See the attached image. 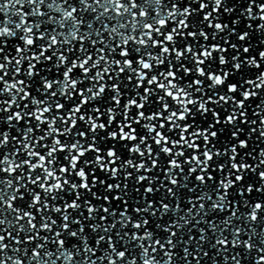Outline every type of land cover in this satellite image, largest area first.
<instances>
[{"label": "snow or ice", "instance_id": "obj_1", "mask_svg": "<svg viewBox=\"0 0 264 264\" xmlns=\"http://www.w3.org/2000/svg\"><path fill=\"white\" fill-rule=\"evenodd\" d=\"M76 2L0 0V264H264V0Z\"/></svg>", "mask_w": 264, "mask_h": 264}, {"label": "water", "instance_id": "obj_2", "mask_svg": "<svg viewBox=\"0 0 264 264\" xmlns=\"http://www.w3.org/2000/svg\"><path fill=\"white\" fill-rule=\"evenodd\" d=\"M69 2L70 3H74V4H76L77 7H79V5L76 2V0H69ZM234 2H235V0H226V6H231V4L234 3ZM244 6H246V0H245V5ZM181 7H184V4L183 3L181 4ZM193 7H196V5H193ZM239 11H240V9L237 8L236 15L239 14ZM85 15L86 16H90V14H88V13H86ZM0 18H2V17H0ZM241 19L243 20V17H241ZM252 23L255 25L256 23H259V21H253ZM97 26L99 27V25H97ZM261 39H264V36H262L260 33H257L255 31H253L251 40L249 42L251 44V46H252V52H251V54L254 55V56H256V58H257L258 61H259L258 53H259L260 50L264 49V44H260V42H259ZM15 42H17V41L9 40V47H11V45L13 43H15ZM233 42H235V40H233ZM7 51H8V49H6V52ZM13 54H14V52H13ZM260 63L262 64V66H264V61H260ZM260 70H264V67H262V69H260ZM260 70H250L245 75L246 76H252L254 78V73L257 72V71H260ZM262 95H264V94H262ZM258 102L259 101L256 100V99H253V100L249 101V103L253 106V108L255 107V105ZM251 111H252V109L250 108L249 109V114L250 115H251ZM13 134H15V133L13 132ZM250 143H253V142H250ZM260 147H264V144H260ZM242 152H243V150H242ZM249 163H255V162L249 160ZM0 175H2V174H0ZM248 176L251 177V182L255 183V185L258 187L259 186V177L256 176V175H254V174H252V173H248ZM248 182H249V180L246 178V180L244 182L245 183V186H247V183ZM245 195H246V198L250 201V203H253L254 204L257 201L264 202V193H257V192L254 191L251 194H247L246 193ZM241 211L244 212V211H247V209L244 208L243 205H242L241 206ZM260 215L262 217H264V213H261ZM118 247H119V245H118ZM205 248H207V245H205ZM121 250H123V249H121ZM177 251H179V249H177ZM210 251H214V250H210ZM234 251H240L241 254L243 255V250L242 249H236ZM255 255H257V253H255V252L251 253L249 255V257H246V258H244L242 260V264H253L252 257L255 256ZM217 259H220V258L218 257ZM193 264H195V261H193ZM201 264H210V261L207 258H205V259H203L201 261Z\"/></svg>", "mask_w": 264, "mask_h": 264}]
</instances>
